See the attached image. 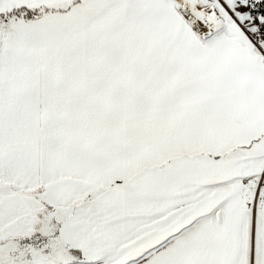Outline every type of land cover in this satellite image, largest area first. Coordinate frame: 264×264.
<instances>
[{
  "label": "snow or ice",
  "instance_id": "6c2138e0",
  "mask_svg": "<svg viewBox=\"0 0 264 264\" xmlns=\"http://www.w3.org/2000/svg\"><path fill=\"white\" fill-rule=\"evenodd\" d=\"M0 264H264V0H0Z\"/></svg>",
  "mask_w": 264,
  "mask_h": 264
}]
</instances>
